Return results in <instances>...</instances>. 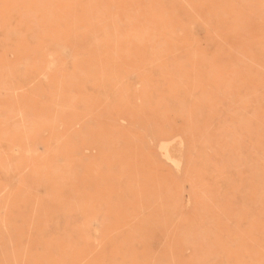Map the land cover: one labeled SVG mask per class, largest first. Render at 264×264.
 Returning <instances> with one entry per match:
<instances>
[{
    "label": "rangeland",
    "instance_id": "1",
    "mask_svg": "<svg viewBox=\"0 0 264 264\" xmlns=\"http://www.w3.org/2000/svg\"><path fill=\"white\" fill-rule=\"evenodd\" d=\"M0 264H264V0H0Z\"/></svg>",
    "mask_w": 264,
    "mask_h": 264
}]
</instances>
